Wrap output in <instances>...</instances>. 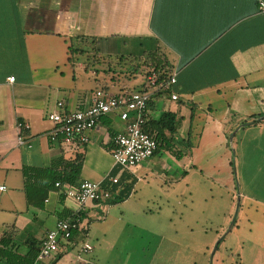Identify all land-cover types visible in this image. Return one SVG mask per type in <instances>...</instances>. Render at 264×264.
I'll list each match as a JSON object with an SVG mask.
<instances>
[{"label":"crops","instance_id":"crops-1","mask_svg":"<svg viewBox=\"0 0 264 264\" xmlns=\"http://www.w3.org/2000/svg\"><path fill=\"white\" fill-rule=\"evenodd\" d=\"M155 50L176 74L172 92L178 98L152 96L149 121L166 112L175 115V134L165 132L171 151L159 149L131 169L115 165L112 137L124 129L119 110L103 117L83 146L48 141L52 125L46 116L57 102L76 111L90 106L96 90L109 95L141 90L144 74L138 65ZM260 117L264 14L257 0H0V235L12 228L20 243L28 236L41 241L57 220L72 216L80 231L44 264H99L108 223L145 225V231L162 234L159 210L151 217L150 207L178 203L184 195L193 205L197 190L206 203L221 189H262ZM18 121L29 126L22 146L16 144ZM77 156L82 158L77 182L107 183L111 199L79 206L52 190L42 209L28 208L22 169L49 168L59 157ZM186 179V187H175ZM237 195L264 207V198ZM112 237L108 252L119 239ZM83 243L91 252H82Z\"/></svg>","mask_w":264,"mask_h":264},{"label":"rangeland","instance_id":"rangeland-1","mask_svg":"<svg viewBox=\"0 0 264 264\" xmlns=\"http://www.w3.org/2000/svg\"><path fill=\"white\" fill-rule=\"evenodd\" d=\"M185 183L187 179L175 187H186ZM257 188L237 187L232 193L221 189L206 203L202 200L204 193L201 196L197 190L193 205L184 195L178 203L169 201L160 209L150 207L151 217H156L159 210V223L165 227L162 234L145 231V225L116 227L108 223L109 233L101 250L103 262L99 264H264V207L240 200L237 195L243 192L264 198V187ZM83 224L87 226L88 221ZM112 236L119 239L108 252L110 243L106 242Z\"/></svg>","mask_w":264,"mask_h":264},{"label":"built area","instance_id":"built-area-1","mask_svg":"<svg viewBox=\"0 0 264 264\" xmlns=\"http://www.w3.org/2000/svg\"><path fill=\"white\" fill-rule=\"evenodd\" d=\"M258 1V8L264 14V2ZM8 83L14 81V77H8ZM176 83V74L171 72L166 81H160L155 72L144 75L143 88L125 95H109L102 90H96L92 96L90 106L87 109L68 111L62 102H57L55 109L47 114L46 118L52 128L46 134L51 144H59L65 147L83 146L88 143L87 133L100 124L103 117L119 110V119L124 122L122 132L112 137L110 155L114 164L123 169H131L152 157L157 151V143L144 129L149 121L148 104L155 93H169L171 100L178 98L172 92ZM29 126L23 122H16V144L26 145L24 132ZM115 178L109 182L116 183ZM59 187V184H55ZM4 187H0L3 190ZM65 198L83 206L87 202L106 203L111 199L108 189L100 183L84 180L76 187H61ZM80 231L79 220H57L53 229L49 230L41 240L39 253L34 264H44L54 259L59 253L60 243H68L72 239L73 232ZM82 252H91L92 247L83 243Z\"/></svg>","mask_w":264,"mask_h":264},{"label":"trees","instance_id":"trees-1","mask_svg":"<svg viewBox=\"0 0 264 264\" xmlns=\"http://www.w3.org/2000/svg\"><path fill=\"white\" fill-rule=\"evenodd\" d=\"M138 67L141 69L139 72L144 75L155 72L159 82L166 81L172 72V67L166 56L157 50L145 54ZM160 94L162 93H155L153 96L156 97ZM149 106L150 102L148 104ZM144 129L156 141L157 150L163 149L171 151L172 144L165 136V132L170 136L175 134L177 122L174 114L168 112L163 113L158 120L153 122L148 121ZM81 159V156H77L73 160H66L59 157L51 162L49 168L24 167L22 169L24 178L23 191L28 208L42 209L49 191H60L61 196L65 198L61 187L78 186L79 183L77 181L81 170ZM56 183L59 184V187L55 186ZM104 187L109 186L106 183ZM122 199L120 198L116 202ZM60 220L74 221L76 218L71 216L68 219ZM15 236V231L12 228H8L0 235V264H34L40 250L41 241L32 236H28L20 243L16 240ZM21 247L25 248L24 253L20 252Z\"/></svg>","mask_w":264,"mask_h":264},{"label":"water","instance_id":"water-1","mask_svg":"<svg viewBox=\"0 0 264 264\" xmlns=\"http://www.w3.org/2000/svg\"><path fill=\"white\" fill-rule=\"evenodd\" d=\"M262 119H264V117H260V118H259V120H262ZM242 126H243V125H242ZM232 136H233V135L231 134L230 137H229L230 140L232 139ZM237 200H238V199H237Z\"/></svg>","mask_w":264,"mask_h":264}]
</instances>
